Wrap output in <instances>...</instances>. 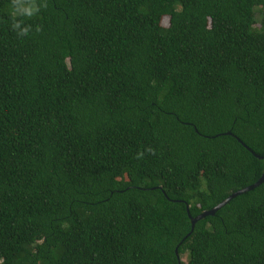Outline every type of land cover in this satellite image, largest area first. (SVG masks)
Masks as SVG:
<instances>
[{
    "label": "trees",
    "instance_id": "1",
    "mask_svg": "<svg viewBox=\"0 0 264 264\" xmlns=\"http://www.w3.org/2000/svg\"><path fill=\"white\" fill-rule=\"evenodd\" d=\"M36 2L0 0V264H264V182L186 212L264 172V0Z\"/></svg>",
    "mask_w": 264,
    "mask_h": 264
},
{
    "label": "clouds",
    "instance_id": "2",
    "mask_svg": "<svg viewBox=\"0 0 264 264\" xmlns=\"http://www.w3.org/2000/svg\"><path fill=\"white\" fill-rule=\"evenodd\" d=\"M11 4L13 15L12 28L17 30L18 36H27L31 31V25H25L23 20H17L15 17L31 18L39 13L41 6L47 7L46 3L38 5L36 0H11ZM40 30L38 26L36 31L39 32Z\"/></svg>",
    "mask_w": 264,
    "mask_h": 264
},
{
    "label": "water",
    "instance_id": "3",
    "mask_svg": "<svg viewBox=\"0 0 264 264\" xmlns=\"http://www.w3.org/2000/svg\"><path fill=\"white\" fill-rule=\"evenodd\" d=\"M228 135H231L230 133H228ZM238 142L247 150L249 151L254 157L256 158H260L259 156H257L253 151H251L248 147H246L243 143H241L239 140ZM264 182V172L262 174V176L252 185L250 186H247L243 189H240L234 193H232L229 197H227L224 201H222L221 203H219L218 205H216L215 207H213L212 209L208 210V211H204L202 212L201 214H199L198 216L192 218L190 215H189V206H186V212L188 214V217L190 219V223H191V230L190 232L193 231L194 229V226L195 224L208 217V216H213L221 207H223L224 205H226L231 199H233L234 197L238 196V195H241L243 193H246L248 191H251L253 190L254 188L258 187L259 185H261L262 183ZM189 235V234H188ZM175 254L176 256L178 257V246L175 248Z\"/></svg>",
    "mask_w": 264,
    "mask_h": 264
},
{
    "label": "rangeland",
    "instance_id": "4",
    "mask_svg": "<svg viewBox=\"0 0 264 264\" xmlns=\"http://www.w3.org/2000/svg\"><path fill=\"white\" fill-rule=\"evenodd\" d=\"M163 24H164V25L167 24V20H166V19L163 21ZM181 260H183L182 262L185 263V262H186V257L182 256V257H181Z\"/></svg>",
    "mask_w": 264,
    "mask_h": 264
}]
</instances>
